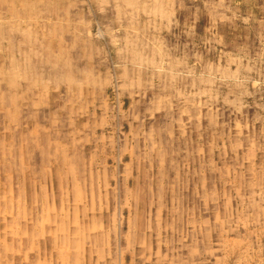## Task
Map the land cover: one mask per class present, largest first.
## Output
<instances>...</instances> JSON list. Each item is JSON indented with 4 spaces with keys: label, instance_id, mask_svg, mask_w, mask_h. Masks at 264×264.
Instances as JSON below:
<instances>
[{
    "label": "rangeland",
    "instance_id": "374dc122",
    "mask_svg": "<svg viewBox=\"0 0 264 264\" xmlns=\"http://www.w3.org/2000/svg\"><path fill=\"white\" fill-rule=\"evenodd\" d=\"M0 264H264V0H0Z\"/></svg>",
    "mask_w": 264,
    "mask_h": 264
}]
</instances>
